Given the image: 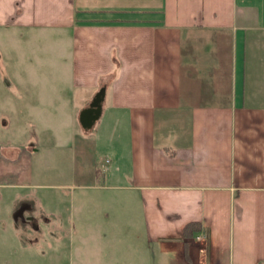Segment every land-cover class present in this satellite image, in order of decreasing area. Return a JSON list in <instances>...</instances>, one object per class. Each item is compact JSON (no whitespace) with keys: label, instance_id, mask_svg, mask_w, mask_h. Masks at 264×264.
Listing matches in <instances>:
<instances>
[{"label":"crops","instance_id":"obj_1","mask_svg":"<svg viewBox=\"0 0 264 264\" xmlns=\"http://www.w3.org/2000/svg\"><path fill=\"white\" fill-rule=\"evenodd\" d=\"M26 30L68 33L67 65L34 109L44 130V111L76 124L93 159L57 174L39 143L0 140V188L22 201L74 190L59 263L264 264V0H0V42ZM102 87L86 131L80 112Z\"/></svg>","mask_w":264,"mask_h":264},{"label":"rangeland","instance_id":"obj_2","mask_svg":"<svg viewBox=\"0 0 264 264\" xmlns=\"http://www.w3.org/2000/svg\"><path fill=\"white\" fill-rule=\"evenodd\" d=\"M68 40L67 32L26 30L9 32L0 42V131L4 133L0 140L39 143L36 160L47 161L49 171L57 174L71 168L70 164L88 167L93 161L92 152L79 151L80 141L73 134L76 124L64 127L63 114L44 111V119L51 123L44 130L43 118L34 109L36 92L43 85L50 86L52 73L67 65ZM53 180L60 185L74 184L67 177ZM45 182L52 180L47 177ZM73 192L69 186L28 189L23 193L28 199L22 201L20 193L0 188V264H67L65 256L59 263L57 252L67 247L72 228L67 207ZM54 194L58 200L52 207L47 200ZM99 195V191L87 190V198Z\"/></svg>","mask_w":264,"mask_h":264},{"label":"water","instance_id":"obj_3","mask_svg":"<svg viewBox=\"0 0 264 264\" xmlns=\"http://www.w3.org/2000/svg\"><path fill=\"white\" fill-rule=\"evenodd\" d=\"M106 88L102 87L96 94L90 106L80 112L79 121L84 130L93 128L102 115L103 101L105 99Z\"/></svg>","mask_w":264,"mask_h":264},{"label":"trees","instance_id":"obj_4","mask_svg":"<svg viewBox=\"0 0 264 264\" xmlns=\"http://www.w3.org/2000/svg\"><path fill=\"white\" fill-rule=\"evenodd\" d=\"M200 229V224L198 222H192L185 227L184 236L191 237L194 233L199 232Z\"/></svg>","mask_w":264,"mask_h":264},{"label":"built area","instance_id":"obj_5","mask_svg":"<svg viewBox=\"0 0 264 264\" xmlns=\"http://www.w3.org/2000/svg\"><path fill=\"white\" fill-rule=\"evenodd\" d=\"M205 239H206V237H205L204 232H201V233L197 236V240H198L199 242H204Z\"/></svg>","mask_w":264,"mask_h":264}]
</instances>
